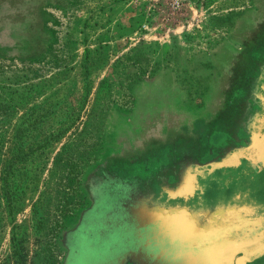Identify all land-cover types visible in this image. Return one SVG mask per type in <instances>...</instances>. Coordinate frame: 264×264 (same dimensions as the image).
<instances>
[{
  "label": "rangeland",
  "instance_id": "1",
  "mask_svg": "<svg viewBox=\"0 0 264 264\" xmlns=\"http://www.w3.org/2000/svg\"><path fill=\"white\" fill-rule=\"evenodd\" d=\"M0 66V264H232L177 203L264 161V0H0Z\"/></svg>",
  "mask_w": 264,
  "mask_h": 264
},
{
  "label": "crops",
  "instance_id": "2",
  "mask_svg": "<svg viewBox=\"0 0 264 264\" xmlns=\"http://www.w3.org/2000/svg\"><path fill=\"white\" fill-rule=\"evenodd\" d=\"M206 177L209 190L196 197L197 201L203 198V203L199 201L195 208L177 203V207L203 211L205 233L222 235L224 243L236 235L232 240L242 248L231 258L225 256L232 264H264V161L246 155L233 164L210 167ZM249 189H253L252 195L243 197ZM236 196L240 198L236 200Z\"/></svg>",
  "mask_w": 264,
  "mask_h": 264
},
{
  "label": "trees",
  "instance_id": "3",
  "mask_svg": "<svg viewBox=\"0 0 264 264\" xmlns=\"http://www.w3.org/2000/svg\"><path fill=\"white\" fill-rule=\"evenodd\" d=\"M4 71L5 69L0 66V147L3 145L5 139L3 121L6 117L11 115V112L14 109L13 95L17 92L18 88V86H16L12 81H10L8 77H4ZM18 150L19 148H16V143H14L11 148V158H14L16 154L20 152V150ZM5 193L6 195H9L8 192Z\"/></svg>",
  "mask_w": 264,
  "mask_h": 264
},
{
  "label": "snow or ice",
  "instance_id": "4",
  "mask_svg": "<svg viewBox=\"0 0 264 264\" xmlns=\"http://www.w3.org/2000/svg\"><path fill=\"white\" fill-rule=\"evenodd\" d=\"M193 257H197V256H200V257H202V258H204V259H206L207 258V254L206 253H204L203 252V250L201 251V253H195V252H192V253H190Z\"/></svg>",
  "mask_w": 264,
  "mask_h": 264
}]
</instances>
